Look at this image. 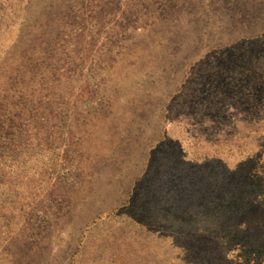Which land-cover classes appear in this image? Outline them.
<instances>
[{"label":"rangeland","instance_id":"obj_1","mask_svg":"<svg viewBox=\"0 0 264 264\" xmlns=\"http://www.w3.org/2000/svg\"><path fill=\"white\" fill-rule=\"evenodd\" d=\"M0 264H264V0H0Z\"/></svg>","mask_w":264,"mask_h":264}]
</instances>
